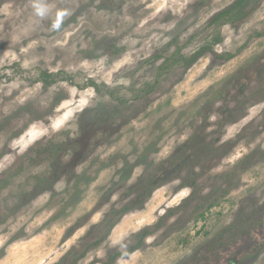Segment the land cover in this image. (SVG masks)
Wrapping results in <instances>:
<instances>
[{"label": "rangeland", "instance_id": "374dc122", "mask_svg": "<svg viewBox=\"0 0 264 264\" xmlns=\"http://www.w3.org/2000/svg\"><path fill=\"white\" fill-rule=\"evenodd\" d=\"M235 1L189 3L164 33L167 43L150 25L176 19L185 0L69 3L77 13L70 27L93 49L120 63L138 59L120 73L129 87H109L111 71L94 86L90 79L79 100L52 109L51 128L21 117L35 112L45 89L41 98L54 99L49 86L63 53L53 59L44 34L22 51L27 43L11 40L14 23L0 31V49H10L0 56V85L11 88L10 115L0 113V264H116L112 245L143 229L150 233L142 243L141 234L133 237L143 251L120 264H264V101L250 110L235 103L250 88L264 98V0H244L230 17L215 18ZM19 3L0 0V20ZM204 45L215 53L184 63ZM101 67L90 63L87 71L98 76ZM94 92L109 99L89 112ZM74 113L81 119L70 123ZM117 189L120 203L109 200Z\"/></svg>", "mask_w": 264, "mask_h": 264}, {"label": "clouds", "instance_id": "9594fccd", "mask_svg": "<svg viewBox=\"0 0 264 264\" xmlns=\"http://www.w3.org/2000/svg\"><path fill=\"white\" fill-rule=\"evenodd\" d=\"M192 2H194V0H185L181 8L175 10L174 15L176 19L171 22L167 24H151L150 27L162 30L159 35L153 32V38L159 40L160 43H167L170 37L164 35V33L170 32L177 27L179 21L182 20L189 11L187 5ZM69 3H74L79 6L80 0H20L18 5L19 11L14 9L11 13V18H9L6 11L5 18L0 20V31L9 29L11 24H15V27L11 30L13 45H23L28 41L34 40L36 36L44 34L52 39L51 48L53 51V59L56 58L57 54L63 53L60 55V62L54 69L56 78L49 86L50 89L56 92L54 99L49 102L41 98L49 89H45L44 92L37 95L34 98L35 102L33 105L35 112L31 110L26 111L23 117H21V119L25 120L26 126L43 120L44 123L49 124L51 128L50 122L45 118L58 114L53 112L52 109L69 99L73 100L75 103V101L79 100L81 92L90 86L88 81L91 79L94 81V84L101 83L103 80V73L105 72L111 71L114 73L115 78L113 85H109V87L121 85L127 88L132 83L130 78L127 76L121 77L120 73L126 72L129 65L138 59V57L133 56L131 60L120 63L122 58L113 59L110 55L104 54L102 48L93 49L90 39L85 38L80 28L70 27V25L74 24L77 13L67 7ZM161 7H163V5H161ZM168 7L171 8L172 5L169 4ZM52 9H54V12L51 11ZM151 19L152 17H149L138 22V26L143 27L149 24V20ZM65 29H67V31H65ZM161 37L163 38L161 39ZM133 43L135 44L136 41L134 40ZM220 47V45H217L214 51L219 50ZM31 48L32 43H27V47L22 48V51L27 52ZM223 50L227 51V48L225 47ZM9 51V48L0 49V56H6ZM89 52H92V55H85V53ZM220 54H222V52ZM209 55H211V53ZM90 63H103V67L97 69L99 72L98 76H93L87 71ZM22 67L27 68L28 65L25 64L22 65ZM12 87H19V85H13ZM4 89H8V91H4ZM251 92V88L246 90L243 99L235 103L243 109L250 110L256 103L264 101V98L253 97ZM0 93H2L0 94V113H2L3 116L10 115V113L6 111L5 97L11 95V88L7 84L0 85ZM108 99L109 97L107 94L103 97L95 92L90 94L88 96L87 105L89 112ZM13 102L20 106L24 105V101L21 100L19 96L15 97ZM46 104L48 107H45ZM79 112H83V110L81 109ZM83 114L84 117L87 118V113ZM80 119L81 116L78 113H74L70 123ZM211 119L215 120L216 116H212ZM70 123L65 125V127H69ZM18 139V136L10 138L8 146L12 147ZM262 147H264V145H262ZM4 159H7V155H5ZM121 191L122 189L115 190L109 197V200L116 197L118 198L116 202L120 203ZM137 232H139V230H137ZM135 235L136 233L130 232L129 235L118 242V244L112 245L117 251L123 250L121 251V255L117 257L116 264H120L121 260H131L132 255H134L136 251H143V249L133 247L135 244L133 237ZM145 241V247H149L150 245L147 244V238H145Z\"/></svg>", "mask_w": 264, "mask_h": 264}, {"label": "trees", "instance_id": "16d2710c", "mask_svg": "<svg viewBox=\"0 0 264 264\" xmlns=\"http://www.w3.org/2000/svg\"><path fill=\"white\" fill-rule=\"evenodd\" d=\"M244 0H236L235 2H233L228 8L224 9L223 11H221L220 13H218V15L215 17V18H218V17H221V16H231L233 10L235 8H238L242 2ZM207 52H211V53H215L213 52L212 48L210 45H204L202 47H200L199 49H197L196 51H194L189 57H187L186 59H184V63L187 64V65H191L193 64L200 56H202L203 54L207 53ZM215 56H218V55H215ZM219 57H221L222 59L224 60H228L232 57V54H228L226 56H222V55H219ZM45 74V73H44ZM43 80L45 82H50L51 79L49 77H43ZM93 86H94V83H92ZM97 89V87H96ZM150 233L149 230H145L144 229L140 232L137 233V237L139 234H141V238H139V241L137 244L139 243H142V238L146 235H148ZM137 244L133 245L134 248H137ZM121 255V251H117V252H114V253H110L109 255V258H117L118 256ZM105 264H109L108 262L105 263Z\"/></svg>", "mask_w": 264, "mask_h": 264}, {"label": "flooded vegetation", "instance_id": "af4514ba", "mask_svg": "<svg viewBox=\"0 0 264 264\" xmlns=\"http://www.w3.org/2000/svg\"><path fill=\"white\" fill-rule=\"evenodd\" d=\"M181 149V147L179 148V150ZM178 150V149H177ZM178 150V151H179ZM174 157H176V155H174V156H171L170 158H174ZM168 166H169V163H168Z\"/></svg>", "mask_w": 264, "mask_h": 264}]
</instances>
